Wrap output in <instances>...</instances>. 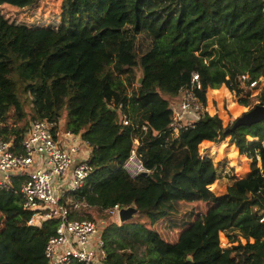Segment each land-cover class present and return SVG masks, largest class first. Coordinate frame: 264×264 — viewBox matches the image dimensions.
Returning <instances> with one entry per match:
<instances>
[{
  "label": "trees",
  "instance_id": "16d2710c",
  "mask_svg": "<svg viewBox=\"0 0 264 264\" xmlns=\"http://www.w3.org/2000/svg\"><path fill=\"white\" fill-rule=\"evenodd\" d=\"M38 1L0 0V141L21 155L34 122L49 121L57 136L67 113L66 133L89 145L93 167L85 186L72 194L71 201L81 206L69 203L70 219L97 222V215L107 223L101 234L107 264H264V129L227 132L230 127L209 114L179 136L169 127L172 106L193 73L200 75L198 94L205 105L208 77L218 68L210 99L225 83L244 107L258 102L257 93L248 101L252 90L239 79L264 77V0H119L112 6L64 0L57 30L31 28L2 12L4 6L24 12ZM259 98L264 106V86ZM12 109L15 126L5 123ZM231 136L251 170L227 179L218 194L213 186L221 173L200 147ZM135 147L147 173L132 178L124 166ZM24 181L16 176L10 191H0V264H48L45 250L59 220L29 225L32 214L24 210L20 192ZM222 203L235 207L227 223L209 226L187 254L177 251L189 245L202 213L189 216L185 225L174 216L201 204L210 213ZM116 206L136 207L142 223L113 222L110 211ZM165 223L169 231L184 227L173 244L161 233ZM222 234L232 244L235 237L247 243L239 240L225 249ZM140 246L146 247L144 258L133 253Z\"/></svg>",
  "mask_w": 264,
  "mask_h": 264
},
{
  "label": "built area",
  "instance_id": "2783aa9c",
  "mask_svg": "<svg viewBox=\"0 0 264 264\" xmlns=\"http://www.w3.org/2000/svg\"><path fill=\"white\" fill-rule=\"evenodd\" d=\"M239 80L252 91L261 84L259 80L252 81L249 75ZM201 90L200 75L193 73L190 85L180 90L179 101L172 106L173 119L169 127L176 136L195 129L208 114L198 94ZM121 117L122 123L129 126L130 119L124 113ZM3 125L0 121V128ZM53 129V124L47 120L34 122L21 155L12 152L11 144L0 141V191H10L14 177H24L20 192L24 210L32 214L29 225L41 226L47 221L59 220L56 234L46 246L48 264H107L109 254L100 225L91 220L70 219L72 194L85 186L93 171L91 155L85 156L80 144L69 145L62 141ZM144 130L147 131V127ZM124 169L132 178L147 173L136 147ZM73 204L75 208L81 206ZM120 210L121 207L116 206L110 211L118 221Z\"/></svg>",
  "mask_w": 264,
  "mask_h": 264
},
{
  "label": "rangeland",
  "instance_id": "374dc122",
  "mask_svg": "<svg viewBox=\"0 0 264 264\" xmlns=\"http://www.w3.org/2000/svg\"><path fill=\"white\" fill-rule=\"evenodd\" d=\"M103 5L112 6L113 2H117L119 0H101ZM64 0H39L37 4L33 7L25 10L24 12H19L17 10L11 9L12 6L2 7V12L8 18L14 19L17 22H21L28 27L37 28V27H46V28H53L59 29L62 25L63 18H64V9H63ZM66 18L69 15L65 16ZM146 44L145 39L140 38L139 45L140 47H144ZM214 51H211L209 62L213 64L212 59L214 57ZM197 53H192V56L196 55ZM208 54V53H207ZM195 58V57H194ZM196 59V58H195ZM197 60V59H196ZM198 63V62H197ZM219 72V68H218ZM217 72V74H218ZM207 74V73H206ZM208 77V91H207V113L212 117H219L223 122L224 128H232L235 124L236 120L242 117L245 113L254 109L257 105H260V100L254 103L251 107L246 108L242 104L239 103V97L236 96L235 93L231 92L227 89L225 83L221 84V91L217 96H213L212 92L215 90H211V85H216L215 78L217 77ZM139 78L142 77L140 71H138ZM259 81H262L259 88L252 91V96L248 99V101L253 97L255 93L259 95L261 89L264 86V77L262 80L259 78ZM138 85V84H136ZM245 105V104H244ZM17 114L12 109L9 112L8 118L6 119L5 123L9 126H15L18 123ZM66 121H67V113L64 114V118L60 124V137L65 135L66 131ZM259 127L264 129V122L258 124ZM229 128V129H230ZM251 140V137L249 138ZM264 143V138L262 139ZM86 145V144H85ZM88 147V146H86ZM200 153L203 157H209L213 160V162L218 167L219 172L221 173L220 183L213 186V189H216V192L219 194L224 188L227 179L230 177L235 178H242L246 176L247 173L251 170V161L246 159L245 157L239 156V150L236 147L234 138L228 137L224 142L220 144H212V143H204L200 147ZM235 209L234 206L229 205L227 203H222L220 209L213 210L210 213H207L209 210V206L206 204L197 205H190L184 208L180 214L174 216L173 220L179 224H186L189 216H192L194 219L198 214L202 213V219L198 222H195L193 230L189 233L187 241L189 242L188 246H176L175 249L179 252H183L187 254L188 250L193 248L195 245H198L201 242V238L205 235L209 226L213 223L224 224L228 221V216L232 213ZM97 223L101 227V233L108 228V225L105 221H101L97 215H95ZM114 218V217H113ZM115 223L118 225H122L120 221L114 218ZM141 219L139 218V214L129 223H140ZM142 223V222H141ZM186 227V226H185ZM184 228V227H183ZM182 228V229H183ZM182 229H175L169 231L167 224L165 223L161 228V233L165 237L171 236V241L169 243L173 244L174 239L178 238V235L181 234ZM170 234V235H169ZM234 235V234H233ZM235 237V236H234ZM235 244H232L224 234L221 235V244L222 247L225 249L231 248L234 245L238 244V241L241 240L239 238H234ZM243 243H247L244 240H241ZM131 252V250H128ZM133 253L137 254L140 258H144L146 254V247L140 246L136 247Z\"/></svg>",
  "mask_w": 264,
  "mask_h": 264
},
{
  "label": "water",
  "instance_id": "95a60500",
  "mask_svg": "<svg viewBox=\"0 0 264 264\" xmlns=\"http://www.w3.org/2000/svg\"><path fill=\"white\" fill-rule=\"evenodd\" d=\"M143 83V78L141 77L138 81V85ZM262 84V81H261ZM264 122V106L257 105L251 111L245 113L242 117L238 118L232 128L228 129L227 132L234 133L237 129L241 127H253L255 125ZM139 210L136 207L121 208L119 213L120 223H127L132 221L136 215H138ZM191 261V258L188 259Z\"/></svg>",
  "mask_w": 264,
  "mask_h": 264
},
{
  "label": "crops",
  "instance_id": "0c3cea01",
  "mask_svg": "<svg viewBox=\"0 0 264 264\" xmlns=\"http://www.w3.org/2000/svg\"><path fill=\"white\" fill-rule=\"evenodd\" d=\"M257 99L260 100L259 95L257 96ZM60 136V133H59ZM60 139L64 142H67L69 145L70 144H80L83 147V151H84V155L87 156L91 155V148L90 147H86L85 142L81 139V137L79 136H74L68 133H65V135L61 136ZM82 151V152H83Z\"/></svg>",
  "mask_w": 264,
  "mask_h": 264
}]
</instances>
